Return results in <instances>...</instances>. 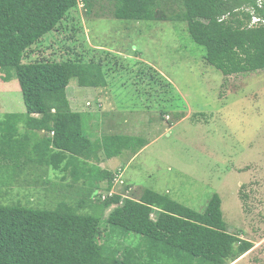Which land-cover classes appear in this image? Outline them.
<instances>
[{
	"label": "rangeland",
	"instance_id": "obj_1",
	"mask_svg": "<svg viewBox=\"0 0 264 264\" xmlns=\"http://www.w3.org/2000/svg\"><path fill=\"white\" fill-rule=\"evenodd\" d=\"M81 7L74 13L77 38L68 39L67 30L52 32L44 46L54 47L50 59L55 62L73 59L76 48L86 60L102 61L109 85L102 92L103 104L97 94L101 88L81 87L72 79L67 90L72 110L83 115L84 131L92 141L114 133L126 136L123 143H151L134 159L136 149L123 144L121 154L105 162L112 161L109 171L123 178L114 181L110 194L138 198L149 189L198 212L218 194L229 232L255 245L231 264H264V69L224 76L205 62V48L190 38L183 23L119 20L106 0ZM4 75L0 70V122L7 115L26 116L18 79L6 82ZM13 123L17 132L8 133L13 125L10 130L0 125V139L20 136L4 145H17L11 156L17 160L8 156L0 163V204L55 208L63 201L77 206L87 197L86 211L93 212L107 192L95 191L88 198L91 187L73 188L71 177L63 181L53 168L32 163L35 145L51 135L28 131L23 119ZM111 124L114 130L107 128ZM47 181L52 183L45 185ZM120 181L132 191L127 193ZM114 208L101 213L105 241ZM121 236L111 240L122 243Z\"/></svg>",
	"mask_w": 264,
	"mask_h": 264
},
{
	"label": "trees",
	"instance_id": "obj_2",
	"mask_svg": "<svg viewBox=\"0 0 264 264\" xmlns=\"http://www.w3.org/2000/svg\"><path fill=\"white\" fill-rule=\"evenodd\" d=\"M90 1L83 0L84 7L96 3ZM106 1L112 3L113 15L119 20L185 24L190 38L205 48V62L224 76L264 69V0ZM78 7L79 0H0V70L6 74L4 81L18 79L26 107L25 117L7 115L0 125L9 130L13 125L8 133L17 132L13 121L23 119L28 131L48 132L52 138L35 145V156L30 161L53 168L63 181L71 177L73 188L91 187L88 198L99 190H105L107 196L100 199L93 212L86 211L87 197L77 206L63 201L55 208H32L21 202L0 204V264L238 261L255 245L229 232L218 194L211 198L204 212L149 189L138 198L110 194L119 176L101 169V161L120 155L123 144L136 149L134 155L138 154L148 141L137 139L136 143H129L128 139L123 143L126 136L119 134L92 141L84 131L83 115L72 110L67 94L72 79L81 87L109 85L102 61L86 60L76 48L73 59L55 62L50 59L56 53L54 47L44 46V38L52 32L63 34L67 30L68 39L77 38L74 13H78ZM253 18L258 19L257 23H252ZM70 53L73 54L72 49ZM34 57L35 62L25 63ZM17 135L0 139V163L8 156L17 160L11 157L17 145L11 149L4 147ZM121 182L130 193V185L124 187L125 182ZM43 183L48 185L52 181ZM112 206L115 208L107 221L111 231L105 241L101 213ZM114 236H121L123 242L111 240Z\"/></svg>",
	"mask_w": 264,
	"mask_h": 264
},
{
	"label": "crops",
	"instance_id": "obj_3",
	"mask_svg": "<svg viewBox=\"0 0 264 264\" xmlns=\"http://www.w3.org/2000/svg\"><path fill=\"white\" fill-rule=\"evenodd\" d=\"M95 89H96V88H95ZM98 89H100V88H98ZM103 89H105V88H101V90H100L97 94H98L99 98H101V103L104 104L105 101H104V96H103V93H104V90H103ZM102 92H103V93H102ZM124 123L126 124L127 122H124ZM112 126H113V129H112V130H114V128H115L116 126H114L113 124H111V125H110V128H111ZM107 128H109V127H107ZM112 134H114V133H112ZM103 137H104V136H103ZM103 137H102V138H103ZM102 138H101V139H102ZM101 139H100V140H101ZM150 144H151V143H148L147 147H148ZM147 147H145V148H147ZM145 148L142 149L140 152H142L143 150H145ZM140 152H139V153H140ZM139 153H138V154H139ZM138 154H135V155L132 157V159H134ZM132 159H131V160H132ZM109 160H110V159H109ZM109 160H108V161H109ZM106 161H107V159L102 160L101 163H100L99 165H100V167H102V164H103L104 166L102 167V169H103V170H108V171H109L108 165H109V163L112 162V161H110L109 163H105ZM110 171H111V170H110ZM120 177H121V176L119 175V178H120ZM121 179H123V178H120V180H121ZM131 186H132V185H131Z\"/></svg>",
	"mask_w": 264,
	"mask_h": 264
},
{
	"label": "built area",
	"instance_id": "obj_4",
	"mask_svg": "<svg viewBox=\"0 0 264 264\" xmlns=\"http://www.w3.org/2000/svg\"><path fill=\"white\" fill-rule=\"evenodd\" d=\"M80 5H82V7H81V9H82L84 7L82 0H79V7H80ZM121 183H123V182H121Z\"/></svg>",
	"mask_w": 264,
	"mask_h": 264
},
{
	"label": "clouds",
	"instance_id": "obj_5",
	"mask_svg": "<svg viewBox=\"0 0 264 264\" xmlns=\"http://www.w3.org/2000/svg\"><path fill=\"white\" fill-rule=\"evenodd\" d=\"M82 2H83V0H82ZM83 4H84V2H83Z\"/></svg>",
	"mask_w": 264,
	"mask_h": 264
}]
</instances>
